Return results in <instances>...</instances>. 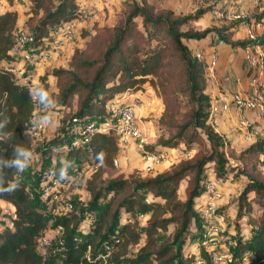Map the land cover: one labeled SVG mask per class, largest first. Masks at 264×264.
I'll use <instances>...</instances> for the list:
<instances>
[{"label":"trees","instance_id":"obj_1","mask_svg":"<svg viewBox=\"0 0 264 264\" xmlns=\"http://www.w3.org/2000/svg\"><path fill=\"white\" fill-rule=\"evenodd\" d=\"M123 7V17L118 25L97 30V35L103 33V37H106L99 40V49H74L67 67L55 66L50 70L49 76L55 81L57 105L66 111L64 117L67 122L45 143L41 153L50 162L52 151L64 145L74 130L71 118L103 120L109 116L107 106L114 99L124 92L141 93L140 88L145 82L156 87L161 100L157 124L170 134L162 145L175 147L184 134L187 133L191 139L200 132L208 142L209 152L192 161H181L175 167L153 176L116 177L103 183L102 174L115 166L113 161L124 148H119L112 130L90 134L85 146L68 148L63 152L67 158V168L82 165L92 167L90 174L79 180L90 195L86 207L80 211L96 212L90 229L80 235L81 213L71 208L53 221V224L63 228L59 248L46 258L40 257L35 252V244L50 216L38 208L36 197L32 200L28 198L26 181L18 179L16 191L0 193V200L7 201L15 213L12 229L0 233V264L116 263L126 255L129 246L138 244L140 240L142 244L130 264H195L197 258L209 264L204 252L196 255L186 251L183 254L182 248L190 234L195 238L200 233L195 201L201 193L208 162L215 164L213 171L216 176L223 175L226 158L222 148L227 146V139L208 121L210 97L205 91V58L195 57L185 41L212 35L216 41L230 47L264 46V33L257 34L254 30V23L260 18L264 19V12L254 10L240 19L223 20L220 25L195 30L188 23L208 13L211 6L199 8L197 5L189 13H175L168 8H157L148 0H124ZM24 9L37 16L28 31L32 36L30 46L35 50L45 40L51 39L54 29L76 16L75 0H30ZM16 22L15 8L9 6L0 10V61L14 60L9 50ZM242 24L248 32L253 33L252 38H232ZM183 26L187 28L182 29ZM39 80L44 83V79ZM173 84L178 86L176 91L172 89ZM176 96L183 98L187 111L180 113L181 120L174 125L178 108ZM32 109L29 91L17 76L0 65V120L5 116L11 118V123L4 129L11 132V138L7 142L0 141V156L10 158L18 144L32 149L34 141L26 133ZM101 151L105 153L102 164L95 159ZM244 153L264 154V136L255 138ZM5 171L7 180L17 179L13 170ZM188 175L190 181L181 200L176 196L178 183ZM249 192L253 195H248ZM147 194L150 199L145 202ZM104 195L106 199L101 203ZM246 197L259 205L261 212L248 238L230 236L234 246L231 249L232 261L228 264H241L244 254H249L254 264H264V183L248 177L238 195V217L242 215L241 209L245 205L248 207ZM121 211L128 214L130 219L120 220ZM138 213L147 216L143 223L136 218ZM190 223L194 226L192 233L189 232ZM171 224L175 225L172 239L163 242L159 234ZM110 237L111 256L105 259L97 257L101 244Z\"/></svg>","mask_w":264,"mask_h":264},{"label":"built area","instance_id":"obj_2","mask_svg":"<svg viewBox=\"0 0 264 264\" xmlns=\"http://www.w3.org/2000/svg\"><path fill=\"white\" fill-rule=\"evenodd\" d=\"M89 0H75L76 16L69 21L64 22L52 32V37L45 40L38 49L30 46L32 36L23 29L15 28L13 31V41L9 50L10 55L14 57L13 61H0V65L5 67L10 73L17 76L19 82L29 91V88L37 83L42 84L35 72L37 66H42L51 62H58V58L63 52L70 48L79 26L84 23L89 11L87 4ZM204 0H194L197 5L203 3ZM211 3L216 0H209ZM258 3L260 0H252ZM30 0H0V10L10 7H26ZM212 5V4H211ZM16 9V8H15ZM246 10L244 9H225L215 4L211 6L208 15L214 20L232 21L244 17ZM255 29L263 30L264 19L260 18L254 23ZM217 44L222 41H216ZM195 57L202 56L198 50L193 51ZM246 61L249 66L259 64V59L251 52L246 53ZM216 62V56L212 52L206 55L205 70H212ZM32 104V112L30 121L26 128V133L35 142L40 135L51 125L37 126L35 121L41 113L40 104L30 96ZM218 103V105H217ZM151 101L143 97L140 93L132 94L124 92L118 98L114 99L108 106L109 116L99 122L95 120H80L71 118L70 123L73 127L68 141L61 147L55 148L54 151L66 152L68 148H76L85 146L88 142L89 135L92 133H106L110 130L117 137L118 146L123 149L129 145H134L141 153V160L146 170L154 169L165 163L168 159V151L161 148L154 151H147L143 148L147 144L140 117L142 113L150 107ZM232 107L237 114V127L245 140L253 135L251 129V121L246 117L245 112L251 111L262 123H264V81L260 78L251 79V88L246 91L234 90L229 93L218 95L217 100L211 101L208 110V121L215 127L216 114L219 110H227ZM145 109V110H144ZM64 111L60 108L54 114L61 115ZM51 162V161H50ZM114 164L117 159H114ZM61 167L57 168L52 163L44 168H38L36 181L33 188L28 189V198L35 197L39 203V209L51 216L58 217L63 215L72 208L67 198L71 185L80 179H85L92 167L82 165L80 167L67 168V176L59 179ZM53 173V174H52ZM149 198H144L148 202ZM223 202V189L220 177L216 176L214 171L208 172L204 179L202 190L196 198L194 210L198 214L200 222V233L197 236V244L199 251L204 252L209 264H228L232 261L233 240L230 236H225L226 221L221 207ZM146 215L138 213L136 218L142 222L145 221ZM129 220L128 214L126 215ZM15 213L11 205L4 200H0V233L4 230L12 229ZM63 228L59 224L46 225L36 240L35 252L42 258L48 256V248L54 239L60 243ZM105 249H110V245L106 244ZM97 257L103 259L102 255L97 253ZM88 259V258H87ZM195 264H205L202 258H197ZM241 264H254L249 254H244Z\"/></svg>","mask_w":264,"mask_h":264},{"label":"rangeland","instance_id":"obj_3","mask_svg":"<svg viewBox=\"0 0 264 264\" xmlns=\"http://www.w3.org/2000/svg\"><path fill=\"white\" fill-rule=\"evenodd\" d=\"M58 1V0H54ZM124 0H89L87 4V10L89 13L87 14L86 18L84 19V23H82L78 28L75 38L70 46L68 52H63L61 56L58 58V62H51L48 64H44L45 67L43 70H37V75L39 78L44 79L45 83L44 87L51 93L54 104L50 109H45L40 104V111L41 113H45L50 111L52 113V123L51 125L45 130L36 140L32 146V150L38 153V158L34 160L32 165L22 174L16 176L17 179H23L26 181L27 189L34 186L36 181V175L38 173V168L41 166H46L50 164L49 161L46 160V155L41 153L42 147L45 145L47 141H49L55 133L57 132L58 128L65 125L67 122V118L64 117L66 111H64L61 115L56 116L54 112L59 110V106L57 105V95L55 94V81L49 82V72L51 69L55 68V66H63L67 67L69 62V56L73 52L74 49L90 51L91 49L97 50L101 46L99 44V40L106 39L103 37V33L97 35V30L101 27H111L113 25H118L123 17L124 7H123ZM167 0H148L151 4H153L157 8H168L166 7ZM166 5V6H165ZM17 10V22L16 28H20L26 30L27 32L31 29L34 24V21L37 16L30 13L28 10L24 9L25 7H15ZM186 13H189L188 11ZM39 14V13H38ZM188 26L193 29L192 23H188ZM205 26L199 27V29L204 28ZM187 26H183L182 29H186ZM249 35H251L249 37ZM96 37V40H93ZM253 37L252 32H248L245 35L244 32L239 31L237 36L234 37L235 39H245ZM39 73V74H38ZM178 80V79H177ZM173 90L175 91L178 89L176 84H173ZM141 93H148V99L151 101L150 107H148L142 116L140 117V124L142 125L144 134L147 139V144L143 146L144 149H161L165 148L168 151V159L165 163L161 164L160 166L146 170L143 162L141 160V152L135 146H129L123 149L125 152H119L117 156V163L113 168L107 169L102 174V181L105 183L106 181L116 178L122 177L124 179H128L134 176H142V177H149L153 176L157 173L169 170L175 167L181 161H192L193 159H197L201 156H205L209 152L208 142L206 141L205 137L198 132L196 136L193 138H189L188 134H184L183 138L179 143L175 145V147L169 148L162 145V141L170 136V134L162 130L158 127L157 121L161 113V100L158 96V91L155 86L152 85L150 82H145L141 88ZM178 108L176 111V119L174 120L175 124L177 125L178 122L181 120L180 113L184 112L186 108L183 105V98L176 96ZM187 111V110H186ZM99 122V119H93ZM262 136H264V129H261ZM255 138L252 136L249 140H234L233 138H227V146L222 148V152L224 157L226 158V162L224 164V173L220 176L222 181V189H223V202L224 204L221 207V212L223 213L226 221V230L224 235L236 237L240 235L242 239L248 238L250 235V229L253 227L255 220L260 215L261 208L257 205L253 200H248V207L245 205L241 209V217L237 215V205H238V195L242 191V188L248 181V177H253L258 181L264 183V154L259 155H246L244 153L245 149L248 145L253 142ZM147 151H154V150H147ZM189 153L185 155V153ZM51 163L53 162L54 165L61 166L62 161H67L65 154L59 153L57 151H52L51 153ZM66 165V163H65ZM76 166V164H74ZM215 164L210 161L208 162L205 169L206 174L208 172L213 171ZM190 176H186L180 180L178 183L176 196L177 198L183 200L184 199V191L189 184ZM248 195H253L252 192H249ZM150 199V195H146ZM145 196V197H146ZM67 198L71 203L72 210L78 211L81 213L82 220L80 222V226L78 231L80 235H84L91 227L92 222L96 217V212H89L86 210L80 211L81 208L86 207L88 200L90 199L89 192L84 188L83 183L74 182L71 187L70 191L67 193ZM106 196H102L100 202H104ZM127 214H124L122 211L119 215L120 220L126 218ZM55 217H49L47 225L53 223ZM143 223L142 220L139 221ZM175 225L171 224L167 227V230L161 232L159 234V238L163 242H169L172 239V235L174 233ZM194 226L192 223L189 225V232L192 233ZM110 237L109 240L104 241L100 248L99 254L102 255L103 259L109 258L110 249H105L106 244L110 245ZM197 237H193L190 234L189 237L186 238L184 247L182 248V253H187L186 251H192L196 253L199 251L197 244ZM59 241L54 239L49 246L47 252L48 256L52 255L56 252L59 248ZM142 244V240L136 245L129 246L127 253L123 256L120 261L114 262H106V264H130L131 260L134 258L137 248ZM187 244V245H186ZM47 256V257H48ZM156 264V263H151Z\"/></svg>","mask_w":264,"mask_h":264},{"label":"crops","instance_id":"obj_4","mask_svg":"<svg viewBox=\"0 0 264 264\" xmlns=\"http://www.w3.org/2000/svg\"><path fill=\"white\" fill-rule=\"evenodd\" d=\"M260 5L254 3L252 0H216L212 3L209 0H204L199 8L216 5L225 9H244L246 14L256 10L257 12H264V0H260ZM212 4V5H211ZM167 5V6H166ZM166 7H169L175 13H186L194 9L197 4L194 0H167ZM223 20L211 19L208 13H204L198 18L197 21L192 23L195 30L199 27L208 25H220ZM257 34L264 33L263 30L255 29ZM247 34V28L242 24L239 26L232 38L236 37L238 32ZM250 33V32H249ZM251 35H249L250 37ZM252 38V37H251ZM186 45L192 50H198L206 59V55L212 52L216 56V62L212 70L205 71V91L208 93L211 101H216L218 95L229 93L234 90L246 91L251 88V79L260 78L264 81V46L254 47H230L225 43L217 44L215 37L207 35L199 40L187 39ZM70 48H67L69 51ZM251 52L259 59V64L252 67L246 61V53ZM45 65L37 66L35 72L43 70ZM39 74V73H38ZM49 77V82H53V78ZM45 83V78H44ZM143 97L148 98V93H140ZM218 105V103H217ZM219 106V105H218ZM237 112L229 106L227 110H219L216 114V126L214 129L222 134L226 139L233 138L234 140L244 139L237 127ZM246 117L251 121V129L254 132L253 137L257 138L262 136L261 129H264V123L256 119L251 111L245 112ZM251 136V137H252ZM251 137L249 139H251ZM247 139V140H249ZM125 152V151H121ZM35 153L34 160L38 158V153ZM52 161V160H51Z\"/></svg>","mask_w":264,"mask_h":264},{"label":"clouds","instance_id":"obj_5","mask_svg":"<svg viewBox=\"0 0 264 264\" xmlns=\"http://www.w3.org/2000/svg\"><path fill=\"white\" fill-rule=\"evenodd\" d=\"M29 95L41 104L45 109H50L54 104L51 93L42 85L37 83L29 88ZM2 115V114H0ZM11 123V118L5 116L0 120V141L7 142L11 138L10 131H4L5 127ZM37 126H47L52 123V113L45 112L44 115H38L35 121ZM35 153L32 149L23 145H16L13 148V154L10 158L0 156V193H12L19 187V180H7L6 169L13 170L14 175L19 176L25 172L34 162ZM105 153L103 151L96 154L95 159L103 163ZM71 165V162H68ZM53 174V173H52ZM67 176V167L65 161H62V167L59 173V179H64ZM7 184V186H5Z\"/></svg>","mask_w":264,"mask_h":264}]
</instances>
